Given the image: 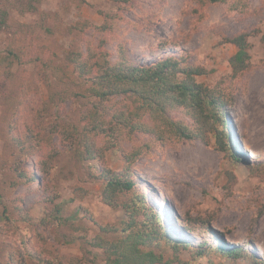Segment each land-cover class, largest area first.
Instances as JSON below:
<instances>
[{"label":"rangeland","instance_id":"rangeland-1","mask_svg":"<svg viewBox=\"0 0 264 264\" xmlns=\"http://www.w3.org/2000/svg\"><path fill=\"white\" fill-rule=\"evenodd\" d=\"M13 1L1 2L9 24L0 29V53L11 46L23 60L0 67V264H106L93 240L120 238L126 215L104 202L96 165H129L147 204L162 212L167 239L152 244L162 258L154 264L264 261V0H29L38 13H21ZM241 32L250 66L235 74L237 47L227 38ZM121 52L136 64L177 56L203 67L195 80L220 93L227 148H218L221 125L210 115L168 114L197 131L187 139L144 111L132 121L150 130L117 125L114 112L135 109L129 98L92 105L73 58L115 62ZM48 60L63 67V81ZM96 110L107 127L94 136L99 157L79 158L77 132ZM235 247L248 257L220 251Z\"/></svg>","mask_w":264,"mask_h":264},{"label":"trees","instance_id":"trees-1","mask_svg":"<svg viewBox=\"0 0 264 264\" xmlns=\"http://www.w3.org/2000/svg\"><path fill=\"white\" fill-rule=\"evenodd\" d=\"M0 0V29L9 24V13L4 9ZM15 2L13 0H8ZM40 2V0H37ZM202 3L204 0H197ZM209 3H218L222 0H207ZM16 9L21 13L27 11L41 12V9L33 1L20 0ZM30 28L33 26L30 25ZM227 41L237 47V51L230 58V63L235 74L243 72L250 66V52L248 34L241 32L228 37ZM23 60L15 50L9 46L6 53H0V67H12L16 61ZM76 64L77 76L88 82L86 90L89 96L95 98L92 105H103L105 101L114 96H122L131 99L135 109L128 111H116L112 114V120L119 124L130 126L131 130L146 131V125L140 121H132V114L138 116L140 111L148 112L158 121L169 125L177 136L192 139L196 136L194 129L189 127L181 119H169L171 111L182 109L184 114L195 117L197 114L211 116L213 121H218L220 129H216V142L219 149L228 146L227 113L220 102V93L203 83L195 80L196 75L205 74V69L189 63L182 57L168 56L151 64H136L130 62L123 52L115 62L108 59L92 61L90 59L80 61L73 58ZM46 67L52 71L60 81L64 80V69L55 65L51 60L46 62ZM99 111L90 115V122L82 126V133L77 132L81 138L76 149L77 156L83 159H95L99 157V147L94 136L104 132V117L98 116ZM114 131L115 127H108ZM22 144L21 139L14 138ZM23 148V147H22ZM128 158V157H127ZM96 175L104 180L102 198L110 206H122L126 218L121 227V237L110 240L98 235L94 238L93 245L102 247L107 254L106 264H154L159 262L161 255L152 248L153 243H160L167 237L162 236V231L167 233L161 225L163 214L147 204L146 196L138 190L135 178L127 165L123 170H114L104 165H96ZM21 178L37 181V176L28 175L27 172L18 173ZM104 231H117V227H102ZM228 233V232H226ZM176 245V243H173ZM178 245V244H177ZM227 257L239 259L248 257L246 248L235 247L227 252L220 248ZM202 254V252H198ZM255 264H264L257 260ZM70 264H81L77 258L70 259Z\"/></svg>","mask_w":264,"mask_h":264},{"label":"bare ground","instance_id":"bare-ground-1","mask_svg":"<svg viewBox=\"0 0 264 264\" xmlns=\"http://www.w3.org/2000/svg\"><path fill=\"white\" fill-rule=\"evenodd\" d=\"M259 112H260V111H259ZM259 116H260V115H259ZM259 116H258V117H259ZM254 117H255V116H254ZM259 118L264 122V112H262V114H261V116H260ZM257 120H258V119H257ZM261 120H260V121H261ZM262 121H261V122H262ZM259 123H260V122H259ZM259 123H258V124H259ZM252 124H253V123H252ZM260 124H261V123H260ZM263 125H264V124H263ZM258 127H259V126H258ZM262 130H263V129H262ZM263 131H264V130H263ZM260 133H261V132H260ZM262 133H263V132H262ZM256 134H257V133H256ZM257 135H258V134H257ZM262 135H263V134H262ZM260 136H261V134H260ZM260 136H259V137H260ZM261 137H262V136H261ZM259 140H260V139H259ZM263 141H264V140H263ZM263 141H262V142H263ZM230 240L233 241V242H236L233 238H231V236H230Z\"/></svg>","mask_w":264,"mask_h":264}]
</instances>
